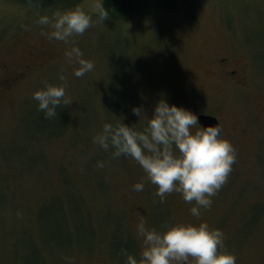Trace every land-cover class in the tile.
<instances>
[{
  "label": "rangeland",
  "instance_id": "374dc122",
  "mask_svg": "<svg viewBox=\"0 0 264 264\" xmlns=\"http://www.w3.org/2000/svg\"><path fill=\"white\" fill-rule=\"evenodd\" d=\"M146 1L100 22L102 0L53 8L0 0V264H126L128 255L143 264L141 219L160 231L207 221L223 230L236 264H264V0ZM77 6L93 19L73 38L95 62L83 76L66 61L69 45L36 23ZM219 58L235 78L221 76ZM27 64L23 77L8 80ZM45 82L66 83L71 100L51 118L32 96ZM161 96L218 117L236 151L199 217L189 211L194 201L177 191L161 200L132 157L93 141L105 121L142 128L144 114L133 107L151 115Z\"/></svg>",
  "mask_w": 264,
  "mask_h": 264
},
{
  "label": "clouds",
  "instance_id": "9594fccd",
  "mask_svg": "<svg viewBox=\"0 0 264 264\" xmlns=\"http://www.w3.org/2000/svg\"><path fill=\"white\" fill-rule=\"evenodd\" d=\"M96 8L100 22L109 17L103 0ZM36 23L47 26L49 30L42 31L50 40L69 45L64 49V56L67 63L77 65L73 68L75 76L94 69L95 62L85 58L73 40L91 26V13L78 6L58 9L51 15L40 14ZM60 79L66 81L67 77L61 73ZM32 96L37 108L49 118L57 116L58 106L71 102L66 95V83L45 82L43 87L33 90ZM132 110L138 117L144 114L146 123L142 128L122 120L105 121L94 135V143L110 150L113 157H132L147 179L156 185L155 194L161 200L167 193L177 191L185 201H194L189 211L199 217L202 208L211 206L212 196L228 178L236 160L234 146L221 135L218 123L202 126L195 112L169 103L164 96L155 101L151 115L146 114L143 106H134ZM97 163L104 166V161ZM144 187L143 181L133 183L137 191ZM136 229L144 245L143 264H236L235 253L227 251L224 245L223 230L211 228L207 221L178 222L160 231L146 227L141 219ZM126 264H138V261L128 255Z\"/></svg>",
  "mask_w": 264,
  "mask_h": 264
},
{
  "label": "trees",
  "instance_id": "16d2710c",
  "mask_svg": "<svg viewBox=\"0 0 264 264\" xmlns=\"http://www.w3.org/2000/svg\"><path fill=\"white\" fill-rule=\"evenodd\" d=\"M21 3L34 5L38 8H53L60 5H72L78 0H16ZM146 0H103L104 7L109 10V17H120L124 14L139 11L141 4ZM148 1V0H147ZM146 1V2H147ZM152 3L171 4L170 2H160V0H150ZM145 2V3H146ZM156 5V4H153Z\"/></svg>",
  "mask_w": 264,
  "mask_h": 264
},
{
  "label": "flooded vegetation",
  "instance_id": "af4514ba",
  "mask_svg": "<svg viewBox=\"0 0 264 264\" xmlns=\"http://www.w3.org/2000/svg\"><path fill=\"white\" fill-rule=\"evenodd\" d=\"M218 66H220V64H222L223 63V65H224V69L223 70H221V76L223 77V78H228V77H230V78H235V69L234 68H229V66L228 65H225V62L223 61V58H219L218 59ZM32 66L30 65H26V68H25V70H23V72H18L17 74L15 73V76H11V77H9V79L8 80H13L14 78H21V77H23L24 76V74L31 68ZM5 79H3L2 81H4ZM240 82V80H238V83ZM2 83V82H1ZM218 118V117H217ZM218 121H219V119H218ZM219 125H220V123H219Z\"/></svg>",
  "mask_w": 264,
  "mask_h": 264
},
{
  "label": "water",
  "instance_id": "95a60500",
  "mask_svg": "<svg viewBox=\"0 0 264 264\" xmlns=\"http://www.w3.org/2000/svg\"><path fill=\"white\" fill-rule=\"evenodd\" d=\"M198 121L202 126L213 125L218 123V118L211 113L199 112L197 113ZM220 126V125H219Z\"/></svg>",
  "mask_w": 264,
  "mask_h": 264
}]
</instances>
